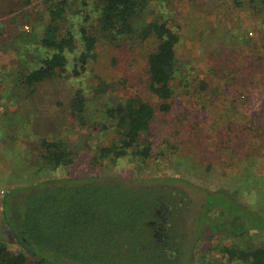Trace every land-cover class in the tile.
Instances as JSON below:
<instances>
[{
  "label": "rangeland",
  "instance_id": "rangeland-1",
  "mask_svg": "<svg viewBox=\"0 0 264 264\" xmlns=\"http://www.w3.org/2000/svg\"><path fill=\"white\" fill-rule=\"evenodd\" d=\"M21 1L0 0V240L14 252L22 250L12 226L5 222L2 203L17 188L53 176L50 171H36L41 166L38 141L42 137L60 138L72 150L74 161L60 169L59 177L114 178L132 186L163 185L176 200L169 207L159 208L160 221L169 227L171 241L185 236L179 247L185 253L191 244L192 263L241 264L229 262L219 246H252L264 242V235L250 233L241 238L212 234L207 224L195 233V224L207 191L236 192L249 205L252 197L248 191L259 184L264 190V154H247L252 151L250 134L241 133L252 111L231 107L235 103L246 108L253 103L252 109L264 113V0H150L145 12L133 17L132 33L114 40L100 29L90 0L86 5L68 0L72 14L61 28L77 34L80 26L86 25L97 38L96 56L80 75L45 80L34 92L21 79L26 62L37 66L42 52L27 51L17 35L33 28L43 35L50 20L48 8L61 0ZM155 18L165 19L168 27L180 33L176 47L180 66L172 82L173 108L169 113L156 110L152 152L146 161L130 151L115 162L94 160L101 147L118 139L105 114L109 105L136 95L158 107L146 87L144 72L145 55L156 43L153 39L142 41L145 26ZM82 47L81 41L76 44L69 65ZM226 57L225 66L233 68L228 76L218 68V61ZM208 61L218 74L227 76L226 80L231 78L228 84L221 80L220 85L213 80L212 88H220L215 102L197 98L195 91L180 83L186 76L195 84L198 77L214 78L215 68L209 69ZM77 88L86 96L83 124L69 112V100ZM164 195L170 198L172 193ZM16 198L8 196L6 200L10 205H20ZM13 227L19 230L17 225Z\"/></svg>",
  "mask_w": 264,
  "mask_h": 264
},
{
  "label": "trees",
  "instance_id": "trees-1",
  "mask_svg": "<svg viewBox=\"0 0 264 264\" xmlns=\"http://www.w3.org/2000/svg\"><path fill=\"white\" fill-rule=\"evenodd\" d=\"M79 1L82 5L89 4L88 0ZM90 2L100 29L114 40L132 33L133 17L144 13L150 0ZM25 3L28 4L29 0L21 1V4ZM67 3L68 0H61L48 8L50 20L43 35L35 28L17 35L27 51L42 52L38 65L30 66L27 61L26 72L22 75V84L31 92L45 80L80 75L96 56L97 38L88 32L86 25L80 26L78 37L76 33L61 28V23L68 22V15L72 14ZM26 14L29 16L27 11ZM64 14L66 17H62ZM142 33V41L153 39L156 43V47L145 55L144 72L146 87L156 99L158 107L136 95H129L109 105L105 114L118 139L101 147L94 160L115 162L130 151L134 157L146 161L152 152V121L156 110L169 113L173 108L172 82L180 66L176 52L180 33L168 27L163 18L148 22ZM80 41L83 47L77 55L72 56L73 64L69 65V56L75 54L76 44ZM226 60L227 57L220 59L218 68L220 71L222 67L228 76V70L232 71L233 68L225 66ZM211 66L214 65L209 62V69L215 68L212 72L216 77H198L195 84L186 76L180 78V83L195 91L197 98L215 102L219 98L220 88H212L213 80L216 79L220 85L221 80L228 84L231 78L226 80V75L218 74L217 68ZM204 91L206 93L203 94ZM243 91L241 89L239 92L243 94ZM85 106L83 89H75L69 100V112L80 124L84 121ZM231 107L234 110L252 111L248 122L243 124L246 129L241 133L248 131L250 134L248 143L252 145V151L247 154L254 153L255 157L263 155L264 113H259V108L252 109L253 103L249 106L246 104V108L235 103ZM38 148L41 166L36 171L42 174L50 171L53 176L26 188H17L4 199L2 208L5 222L10 228L12 226L11 230L22 250L14 252L0 240V264H193L189 255L191 244L185 253L179 247L185 236L171 241L169 227L165 221H160L159 208L175 203L173 192L163 185L132 186L114 178L59 177L60 169L68 168L74 161L72 150L62 139L46 137L39 139ZM163 192L172 193V196L169 198ZM248 193L252 197L249 205L239 199L236 192L207 191L196 218L195 233L207 224L212 234L241 238L250 233L255 237L264 235L263 185H257ZM8 196L17 197L20 205H10L6 200ZM12 218L16 221H12ZM13 225H17L19 230L14 229ZM242 246L221 245L219 249L229 262L264 264V242ZM29 257L32 258L31 262Z\"/></svg>",
  "mask_w": 264,
  "mask_h": 264
},
{
  "label": "built area",
  "instance_id": "built-area-1",
  "mask_svg": "<svg viewBox=\"0 0 264 264\" xmlns=\"http://www.w3.org/2000/svg\"><path fill=\"white\" fill-rule=\"evenodd\" d=\"M24 29H28V26L24 25Z\"/></svg>",
  "mask_w": 264,
  "mask_h": 264
},
{
  "label": "flooded vegetation",
  "instance_id": "flooded-vegetation-1",
  "mask_svg": "<svg viewBox=\"0 0 264 264\" xmlns=\"http://www.w3.org/2000/svg\"><path fill=\"white\" fill-rule=\"evenodd\" d=\"M164 222V220H162Z\"/></svg>",
  "mask_w": 264,
  "mask_h": 264
}]
</instances>
